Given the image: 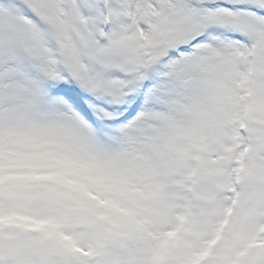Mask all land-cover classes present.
Masks as SVG:
<instances>
[{"label":"snow or ice","instance_id":"1","mask_svg":"<svg viewBox=\"0 0 264 264\" xmlns=\"http://www.w3.org/2000/svg\"><path fill=\"white\" fill-rule=\"evenodd\" d=\"M0 264H264V0H0Z\"/></svg>","mask_w":264,"mask_h":264}]
</instances>
